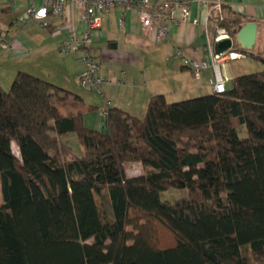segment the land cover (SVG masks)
I'll return each instance as SVG.
<instances>
[{
  "label": "trees",
  "instance_id": "obj_1",
  "mask_svg": "<svg viewBox=\"0 0 264 264\" xmlns=\"http://www.w3.org/2000/svg\"><path fill=\"white\" fill-rule=\"evenodd\" d=\"M211 19L231 36L241 20L223 2ZM86 104L26 70L0 82V264H264V69L223 92L153 94L143 116L109 105L106 129L85 124ZM129 161L145 171L129 176Z\"/></svg>",
  "mask_w": 264,
  "mask_h": 264
},
{
  "label": "crops",
  "instance_id": "obj_2",
  "mask_svg": "<svg viewBox=\"0 0 264 264\" xmlns=\"http://www.w3.org/2000/svg\"><path fill=\"white\" fill-rule=\"evenodd\" d=\"M44 1L0 0L1 70H24L21 68L25 64L33 66L36 58H60L61 40L68 35H80L86 29V23L81 19V11L73 3L67 6L62 15L49 14L48 26H43L42 20L28 18L30 6L39 7ZM212 1L193 0L188 21L173 23L169 35L160 43L155 42L154 30L144 29L137 9L124 13V24L120 23L123 10L119 7L111 9L103 17L102 25L95 31L91 47L93 54L102 62V73L113 79L112 83L105 86L106 98L89 103L96 106L95 111L101 112V106L109 100L111 106H118L132 114L143 116L153 94L164 93L167 97V94L174 91L197 92L205 88H210L211 92V66L204 68L202 74L197 77L191 68L184 65L180 57L172 56L177 53V49H181L190 58L211 59L207 44L216 31L215 22L209 14ZM221 1L224 3L226 14L241 18L236 26V34L239 27L247 21L258 22V36L252 52L258 58L251 57L262 62L260 58H264V0ZM195 20H198V23H195ZM4 42H8L10 46L3 47ZM81 54V51H76L73 56L80 59ZM65 58L66 63L73 65L71 56ZM82 68L83 64H79L77 80ZM231 70L232 65L227 64L225 73L230 78L227 84L237 76ZM171 82H180L179 90L168 91L166 88ZM82 95L87 103L89 95Z\"/></svg>",
  "mask_w": 264,
  "mask_h": 264
},
{
  "label": "built area",
  "instance_id": "obj_3",
  "mask_svg": "<svg viewBox=\"0 0 264 264\" xmlns=\"http://www.w3.org/2000/svg\"><path fill=\"white\" fill-rule=\"evenodd\" d=\"M193 0H45L44 3L35 7L31 5L27 17L42 20L43 26L50 23L47 20L49 14L62 15L70 3L75 4L81 11V19L86 23V29L80 35H68L60 42V51L66 55L74 51H81L80 59L83 68L78 75L80 85L86 90L95 91L100 97L106 98L105 86L113 82V79L102 73V62L93 54L92 45L95 31L102 25L103 17L113 8H121L123 16L120 23L124 24V13L128 10L137 9L140 21L146 31L155 32V42L160 43L170 33L173 23L187 22L190 17V8ZM209 14L216 18L222 14V1L213 0L210 3ZM198 23V20H195ZM225 37H234L226 28L217 26L212 39L208 41L207 48L210 50L211 59H195L188 57L181 49L173 58L180 57L184 65L191 68L195 76L199 77L203 69L211 66L213 76L210 85L213 91L223 92L226 90L229 76L224 67L229 61L246 56V52L235 47L216 53L215 42ZM8 42L3 47H9ZM122 82V80H119ZM110 101L107 100L100 108L105 114Z\"/></svg>",
  "mask_w": 264,
  "mask_h": 264
},
{
  "label": "rangeland",
  "instance_id": "obj_4",
  "mask_svg": "<svg viewBox=\"0 0 264 264\" xmlns=\"http://www.w3.org/2000/svg\"><path fill=\"white\" fill-rule=\"evenodd\" d=\"M216 30V28H215ZM228 31V30H227ZM229 32V31H228ZM236 35V34H235ZM76 51L72 52L71 54H68L72 57L73 60V65L70 63H66V58H69L70 56H66L64 53L62 54L60 58L54 57L51 58H36L35 61H33L34 65L37 66H32V65H24L23 68L26 71H29L35 75H38L40 77H44L55 84H58L60 86H63L66 89L71 90L74 93H79V94H87L89 95V99L87 100L86 105H90L89 103H95L96 100H99L100 97L96 92L93 93V91H86L80 84L79 81L77 80L76 77V72L78 65H82V61L78 57H74L73 54ZM78 55V54H77ZM65 56V57H64ZM65 58V59H64ZM41 61V64H39ZM228 64L232 65V73H235L237 75L245 74V73H251V72H257L261 71L264 69V63L261 61H258L256 59H253L251 56L246 55L234 60H231L228 62ZM15 67V66H12ZM19 69H16L14 71L7 72L5 70L0 69V82L2 86L5 89H10L12 82L14 80V77L16 75V72ZM225 71V67H224ZM189 80L190 77H189ZM179 86V87H178ZM181 84L180 82H171L169 83L168 87L166 88L168 91L170 89L174 90H179ZM210 88H205L202 90H199L197 92H191V91H184L180 93L177 92H172L167 94V99L169 101H178L198 95H203L206 93H209ZM95 98V101H94ZM84 122L87 126H90L95 129H106L105 127V115L101 114V112H98V110L95 111L91 109H86L84 110ZM238 133L241 136H246L248 131H247V126L246 125H239L237 127ZM64 142L70 144L74 151L77 154H82L83 153V146L80 143L78 136L75 133H69L63 136ZM14 150L16 151L17 154H19V148L16 143H14ZM125 167L127 170V174L129 176H134V175H139L142 174L145 170L141 162L139 161H129L125 163ZM96 201L98 204L99 212L104 220V223L108 221V216L110 214V209L111 206L109 203L103 200V198L96 193ZM161 198L163 200H174L180 197H187L188 196V190L186 188L183 189H169L167 191L161 192ZM3 203V197L1 193V184H0V204ZM161 236H162V242H165L164 244H167L171 240V234L166 230L162 229L161 231Z\"/></svg>",
  "mask_w": 264,
  "mask_h": 264
},
{
  "label": "water",
  "instance_id": "obj_5",
  "mask_svg": "<svg viewBox=\"0 0 264 264\" xmlns=\"http://www.w3.org/2000/svg\"><path fill=\"white\" fill-rule=\"evenodd\" d=\"M259 24L255 20H249L241 25L234 37H225L215 42L216 53L235 47L246 53H252L257 41Z\"/></svg>",
  "mask_w": 264,
  "mask_h": 264
}]
</instances>
